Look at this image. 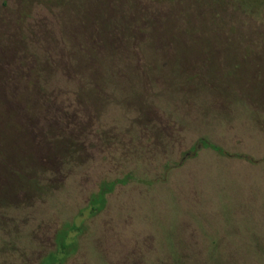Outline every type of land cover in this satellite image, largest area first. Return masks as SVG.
Segmentation results:
<instances>
[{"label":"rangeland","instance_id":"1","mask_svg":"<svg viewBox=\"0 0 264 264\" xmlns=\"http://www.w3.org/2000/svg\"><path fill=\"white\" fill-rule=\"evenodd\" d=\"M73 224L61 264H264V0H0V264Z\"/></svg>","mask_w":264,"mask_h":264},{"label":"trees","instance_id":"2","mask_svg":"<svg viewBox=\"0 0 264 264\" xmlns=\"http://www.w3.org/2000/svg\"><path fill=\"white\" fill-rule=\"evenodd\" d=\"M188 32H190V29H187L185 34H187ZM201 142L202 145L206 147H211L218 151H223V149L219 145L210 142L209 140L202 138ZM116 183L117 180L111 182H105L103 183V185H101L99 192L92 199L91 202L92 205L90 207L92 212H94V210L99 209L100 206L106 202L107 193L113 190ZM76 228H78V226L76 224L75 225L73 224V225H68L65 229L60 231L58 236V248L55 252L50 253L46 257V259L44 260L45 264H61L66 254L69 252V248L72 244V242L68 240L70 236V232L75 230Z\"/></svg>","mask_w":264,"mask_h":264}]
</instances>
